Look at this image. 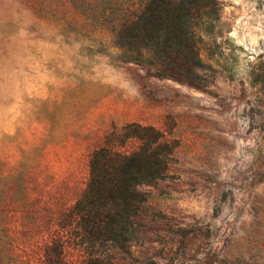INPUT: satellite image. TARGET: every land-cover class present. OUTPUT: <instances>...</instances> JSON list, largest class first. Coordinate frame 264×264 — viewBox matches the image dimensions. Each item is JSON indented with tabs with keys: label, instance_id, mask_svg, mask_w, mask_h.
Here are the masks:
<instances>
[{
	"label": "rangeland",
	"instance_id": "obj_1",
	"mask_svg": "<svg viewBox=\"0 0 264 264\" xmlns=\"http://www.w3.org/2000/svg\"><path fill=\"white\" fill-rule=\"evenodd\" d=\"M213 1L193 15L196 68L180 79L117 61L39 1L0 0V169L26 173L34 213L77 212L99 147L133 155L130 184L163 161L124 205L132 225L50 228L69 264H264V0ZM21 242L44 264L39 236Z\"/></svg>",
	"mask_w": 264,
	"mask_h": 264
},
{
	"label": "trees",
	"instance_id": "obj_2",
	"mask_svg": "<svg viewBox=\"0 0 264 264\" xmlns=\"http://www.w3.org/2000/svg\"><path fill=\"white\" fill-rule=\"evenodd\" d=\"M36 1L48 17L61 21L56 26L64 23V27L93 28V33L101 36V44H106L102 41L104 37L117 51V61L180 79L188 77L186 73L196 68V61L185 62L187 56L193 55V59L196 56L193 15L214 4L213 0H42L43 4L41 0ZM77 16L79 18L74 20ZM81 18L86 25L78 23ZM101 50L106 51V47ZM133 158V155L109 145L94 150L89 160L86 189L75 204L78 210L76 213L71 211L67 219L47 218L34 213L29 202L26 173L0 169V264H36L20 247L22 239L28 247L35 236L43 241L44 264H69L63 232H58L56 238L49 232L53 225L64 229L79 216L89 227V235L102 232L103 226L96 221L102 215L108 217L109 226H118L117 219L120 223L132 225L130 219L133 215L124 210V205L135 193L134 185L157 179L162 174L160 166L163 164L157 157L153 162L155 168L145 174L147 178L130 184L128 182L137 181L131 171L136 163ZM6 208L23 216L21 237L10 224ZM81 211L88 215H82ZM110 237L115 241L113 236ZM89 260L100 262L98 258Z\"/></svg>",
	"mask_w": 264,
	"mask_h": 264
}]
</instances>
